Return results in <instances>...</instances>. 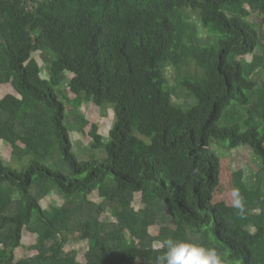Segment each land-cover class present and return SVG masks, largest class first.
<instances>
[{"label":"trees","instance_id":"obj_1","mask_svg":"<svg viewBox=\"0 0 264 264\" xmlns=\"http://www.w3.org/2000/svg\"><path fill=\"white\" fill-rule=\"evenodd\" d=\"M186 12L212 40L199 41ZM253 12L264 18V0H0V91L13 82L20 92L0 101V140L22 167L0 158V264H155L168 238L215 249L228 264H264V53L255 54L264 24L250 23ZM39 51L47 84L29 65ZM187 60L198 70L179 84L195 102L182 107L165 70ZM66 79L76 107L88 95L114 109L107 141L95 124L88 131L105 159L74 153ZM79 119L81 132L89 123ZM213 140L250 146L261 162L234 184L243 214L214 203ZM98 189L123 192L97 204L88 197ZM51 194L63 204L44 208ZM25 229L35 254L16 261ZM72 238L88 242L85 262L65 249Z\"/></svg>","mask_w":264,"mask_h":264},{"label":"rangeland","instance_id":"obj_2","mask_svg":"<svg viewBox=\"0 0 264 264\" xmlns=\"http://www.w3.org/2000/svg\"><path fill=\"white\" fill-rule=\"evenodd\" d=\"M186 20L191 24V26H193L194 32L200 42L208 43L210 40H212L211 34H209V32L204 29L203 26H201L196 14L186 12ZM250 23H254L259 28L261 24H264V18L253 12L252 17L250 18ZM262 43L263 44L259 45V47L256 49L255 54L261 55L264 53V42L262 41ZM253 57V54H249L246 56V59L248 61H252ZM45 64V59L40 51L33 54L32 60L29 63L33 73L40 74L43 79L42 83L47 84V72L43 69ZM197 70L198 69L196 68L194 62L191 60H187V62H184L178 68L173 66L166 67V90L171 93L174 104L182 107H188L192 104V102H195L188 96L186 90H184V88L179 84V80L183 74L194 73ZM68 77H72V74H69ZM260 77H264V75H261ZM12 83L2 86L0 91V101L4 98H9L12 100L20 98V92L17 86ZM59 90L61 92L60 98L65 103L68 112L67 114H69L70 120H72V125L70 126L72 129L71 139L73 142V150L77 155L78 160L86 161L91 156L98 160L105 159L106 154L103 150H93L91 148L92 140L88 134V131L90 130L89 127L92 124H95L98 127V133L103 137L104 141H107V139H109V132L116 121L114 109L109 106H106V108L103 109L98 108L96 105H94L93 101L88 95H85L81 104L76 107L74 101L76 100L77 96L70 91L68 79L61 83ZM78 116L79 118H85V120L89 123V126L85 127L81 132L78 131V128L76 129V127L79 126L83 127ZM68 122L69 120L67 118V124ZM227 123H230V119L226 118V114H224L219 122V125L225 126ZM20 145L23 146L22 144ZM212 151L221 158V184L214 195V203H226L228 205H232L231 191L234 188V184L237 181L242 180L244 177L248 178L249 176H252L254 173H256L261 167V162L258 160L254 150L250 146L229 149L226 145L219 144L216 140H213ZM0 158L7 162L10 167L18 170L22 169L18 161H10V159H12V146H10L8 143L2 142L1 140ZM122 192L123 191L121 190L115 189H98L94 190L89 195L88 199L98 204L101 203L102 200L106 198H113L118 194H122ZM142 197L143 196L140 194L136 195L133 203V206L136 210H141L144 208ZM54 204H63V199L56 194H51L42 202L44 208H48ZM102 219L109 220L110 217L105 214L102 216ZM111 221L114 222V219ZM123 235L124 234L120 232H115L113 234L116 239H121ZM36 240L37 236L34 233H31L26 229L24 230L23 246L16 250V261H19L23 258L32 257L35 254L34 251L30 250V247L36 243ZM87 248V241H78L76 238H72L71 241L68 242L65 249L67 251H76L77 260L80 262H85L84 254L87 251ZM137 264H143L142 260H139Z\"/></svg>","mask_w":264,"mask_h":264},{"label":"clouds","instance_id":"obj_3","mask_svg":"<svg viewBox=\"0 0 264 264\" xmlns=\"http://www.w3.org/2000/svg\"><path fill=\"white\" fill-rule=\"evenodd\" d=\"M232 206L240 214L245 211V202L238 188L231 191ZM162 254L156 256L155 264H228L215 249L171 238L162 241Z\"/></svg>","mask_w":264,"mask_h":264}]
</instances>
